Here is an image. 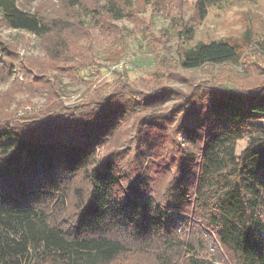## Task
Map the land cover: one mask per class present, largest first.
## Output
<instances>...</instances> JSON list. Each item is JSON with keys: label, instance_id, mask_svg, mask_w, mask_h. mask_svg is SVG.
<instances>
[{"label": "trees", "instance_id": "1", "mask_svg": "<svg viewBox=\"0 0 264 264\" xmlns=\"http://www.w3.org/2000/svg\"><path fill=\"white\" fill-rule=\"evenodd\" d=\"M211 1L196 2L200 17ZM16 3L0 0L2 22L54 35L46 55H61L80 27ZM94 50L83 60L96 64ZM239 58L236 46L214 40L185 50L180 63L198 69ZM19 60L0 37V71ZM104 80L47 118L0 119V264H264V83L192 82L185 94L127 73ZM166 98L185 110L176 127L161 109ZM124 125L141 137L131 152ZM162 128L183 142L151 146Z\"/></svg>", "mask_w": 264, "mask_h": 264}, {"label": "rangeland", "instance_id": "2", "mask_svg": "<svg viewBox=\"0 0 264 264\" xmlns=\"http://www.w3.org/2000/svg\"><path fill=\"white\" fill-rule=\"evenodd\" d=\"M78 1L73 5L72 0H17L24 11L37 12L48 20L63 18L67 25L73 22L80 27L58 56L46 55V44L54 35L40 37L12 28L2 22L0 10V37L21 63L20 68L11 65L15 72L9 73L10 64L8 71H0V119L47 118L52 111L60 110L58 106L82 102L90 85L96 86L104 78L113 80L115 72L127 73L132 79L146 78L155 87L168 86L185 94L190 92L192 82L231 89L256 88L264 83V0H212L202 17L196 7L198 0ZM214 40L236 46L239 60L198 69L181 65L185 50ZM90 47L95 49L98 64L83 60ZM68 62L74 66L67 67ZM171 72L178 77H171ZM176 104L174 98H166L161 108L174 127L185 113ZM130 127L124 128L122 143L123 147L130 146L129 152L141 141L140 134L135 140L137 131ZM147 136L148 132L144 142ZM150 138L153 147L161 139L168 146V139L177 138L182 143L184 135L173 136L162 128ZM247 143V139L238 142L237 155ZM215 246L210 244V248ZM128 260L126 264H152L143 258Z\"/></svg>", "mask_w": 264, "mask_h": 264}]
</instances>
